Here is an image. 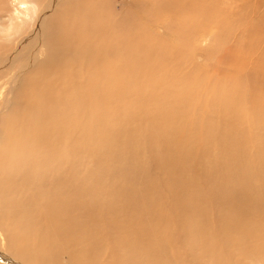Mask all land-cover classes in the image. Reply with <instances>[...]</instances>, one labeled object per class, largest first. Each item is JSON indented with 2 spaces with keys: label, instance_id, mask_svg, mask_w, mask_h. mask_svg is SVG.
Wrapping results in <instances>:
<instances>
[{
  "label": "bare ground",
  "instance_id": "bare-ground-1",
  "mask_svg": "<svg viewBox=\"0 0 264 264\" xmlns=\"http://www.w3.org/2000/svg\"><path fill=\"white\" fill-rule=\"evenodd\" d=\"M179 1L183 3L176 2L178 13L183 15H178L182 24L203 22L202 17L204 21H212L206 1ZM56 2L47 0L36 13V25L29 34L33 36L35 46L28 54H20L22 68L29 67L45 53L46 17ZM19 5H25V2ZM19 8H24V11L17 9L19 14L30 13L26 6ZM11 21L12 17L7 29L12 30L8 34L16 35L19 45L14 53H10L9 63L22 50L20 43L27 35L18 36L29 24L25 19L20 23ZM118 24L124 26L125 22ZM115 29H119V35L122 33L121 26ZM119 66L130 73L138 70V66L129 65L128 61ZM103 67L117 74L116 68L106 63L99 67L100 72H95L94 76L98 77L97 86L88 93L93 101L90 104L83 102L80 95L89 91L83 83L79 89L66 80L56 82L53 89L46 84L43 94L39 91L35 96V116L31 114L25 120L19 118L17 128L7 132L0 125V165L4 169L0 168V264H58L63 257L66 261L60 264H264V199L260 197L257 185L238 186L242 194L236 190L238 187L228 184L226 178L215 174L218 165L239 158L240 154L234 158L236 151L245 153L247 146L250 149L245 138L246 129L264 125V119L244 118L242 111L232 115V101L222 110H216V118L206 123L197 115L205 110L196 103V107L191 108L193 114L188 126L195 128L194 123L198 121V134L192 129H189L191 135L185 129L179 134L180 122L175 119L173 124L170 123L172 126L166 127L168 129L153 128L157 134H166L161 143L155 141V146L160 148L159 154L160 151L167 154L162 166L155 161L150 165L149 159L137 165L131 156L133 153L125 145L116 153L110 151L107 154L112 161H121L120 166H111L107 172L114 179L111 186L121 188L125 194L123 198L120 195L110 201L103 196L106 187L98 185L100 165L110 166L98 146L106 144L111 150L122 144L120 139L111 141L108 138L111 135L107 133L99 137L97 124H103L104 117L115 118L116 115L110 113L114 104L109 103L117 94L129 95L131 88L128 91L118 89L117 94L111 91L102 75ZM163 76L156 81L158 85L163 82ZM56 94L65 98V102L55 100ZM230 94L231 90L221 92L219 97L221 100L235 98L228 96ZM8 95H0V118L7 116L13 108L11 104L5 111L10 101ZM185 96L182 93L170 100L166 97L167 103L174 110L177 105L180 110L182 99L187 101ZM208 99L215 101L209 95ZM172 108L165 114L175 118ZM85 113H90L93 118L83 123L79 117ZM95 136L97 143L92 142ZM87 140L94 149L89 152L87 163L91 167L90 174H83ZM215 146L221 153L213 152ZM239 160L242 162L243 159ZM87 180H90L89 184ZM242 196L247 200L250 197L251 201L244 202ZM212 217L215 221L210 220ZM209 223L215 224L217 231L209 230ZM178 229L180 235L176 236Z\"/></svg>",
  "mask_w": 264,
  "mask_h": 264
},
{
  "label": "rangeland",
  "instance_id": "rangeland-1",
  "mask_svg": "<svg viewBox=\"0 0 264 264\" xmlns=\"http://www.w3.org/2000/svg\"><path fill=\"white\" fill-rule=\"evenodd\" d=\"M204 1L207 2L206 8L212 21H204L202 17L203 22L184 25L179 22L178 15L183 16L178 13L179 5L176 6L179 0H171V3L170 0H57L51 9L52 12L50 10L46 17L47 26L43 32L45 53L35 59L29 67L22 68L23 58H20V54H28L34 49L30 30L36 25V13L47 0H0V95L9 94L10 101L5 108L6 112L13 104L10 112L12 114L0 118L1 129L3 128L4 132L13 130L17 128L19 118L25 120L31 117V114L35 116V96L39 91L43 94L46 84L49 89H53L57 85L56 82L66 80L73 88L79 89L83 83L89 91L80 95L83 102L90 104L93 101L88 93L98 82V77H94L95 72H100L99 67L105 63L115 67L117 74L112 73L109 68L108 72V69L103 67L102 75L106 77L107 86L116 94L118 89L128 91L131 88V91L129 95H115L114 99L109 101V105L114 104L110 113L115 114V118L104 117L103 124H97L99 137H104L103 134L107 133L111 135L108 137L111 141L118 142L120 139L122 144L111 150L106 144L98 146L110 165L108 168L100 165L98 185L106 187L104 198L114 201L125 194L121 188L111 186L114 179L107 171L111 166H120L118 163L121 161H112L107 154L110 151L116 153L117 149L125 145L133 153L131 156L136 159L137 165L149 159L150 165L155 161L160 162L162 166L163 157L167 154H162L161 151L159 154L160 148L155 146V141L159 140L161 143L166 134H157L153 128L168 129L166 127L172 126L175 119L180 122L179 134L186 131L191 135L189 129L198 134V121L194 123L195 128H189V117L193 114L191 108L196 107V103L205 110L199 111L197 115L206 123L216 118V110H222L232 101V115L242 111L241 116L244 115V118L254 116L256 119H264V0ZM20 2H25V5H19ZM183 2L188 3V0ZM19 6H26L25 9L30 13H17V9L24 11V8ZM11 17L13 22L20 23L25 19L29 24L18 36L23 38L27 35L20 43L22 50L14 56L16 59L9 63L7 60L10 53H14L19 45L16 35H9V30L12 29L7 30ZM118 22L125 24L119 25ZM119 26L123 29L120 35L117 33L119 29H115ZM109 51L114 53H107ZM127 61L129 65L131 63L138 66V70L130 73L119 66ZM113 62L119 64L116 66ZM17 69L21 70L15 73ZM137 71L140 73L137 74ZM112 74L113 77H107ZM157 75H165L160 85L156 82L159 78ZM129 81L134 82L130 85ZM230 90L231 94L228 96L235 98L225 97L221 100L220 93ZM182 93L186 94L187 101L182 99L181 111L177 105L174 110L167 103V98L175 99ZM91 95L94 96V93ZM208 95L215 101H210ZM54 98L60 103L65 102V98H61L59 94ZM1 100L0 98V102ZM155 108L160 110L156 111ZM168 108L174 110L175 118L165 114ZM160 114L162 115L158 117ZM91 118L93 116L90 113H85L79 120L86 123ZM182 129L185 130L182 132ZM246 131L244 135L250 149L247 146L245 153L236 151L234 158H238L240 154L239 158H231V162L227 160L218 165L215 174L226 178V182L235 187L257 185L260 197L264 199V125L259 124L247 128ZM96 138L95 136L92 142L97 143ZM89 142L87 140L85 143L86 163L83 166L86 171H83V174H90L91 171L87 163L90 160L89 152L94 148L89 146ZM219 149L212 147L214 153H221ZM239 159H243L242 162ZM193 160L192 162L195 161ZM240 162L246 165L241 168ZM239 168L243 169L242 172L238 171ZM87 183L89 184L90 180H87ZM87 187L91 188L93 185ZM236 190L241 191L239 187ZM249 201L250 197L248 200L244 198V202ZM211 219L215 221L213 217ZM208 229L217 231L213 223H209ZM179 232L180 229L176 236L180 235ZM63 258L58 264L66 261L65 257Z\"/></svg>",
  "mask_w": 264,
  "mask_h": 264
}]
</instances>
